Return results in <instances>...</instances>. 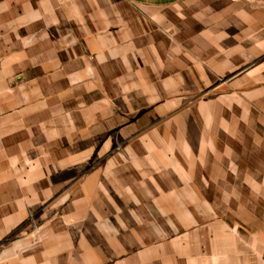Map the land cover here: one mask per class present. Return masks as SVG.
<instances>
[{
	"label": "crops",
	"instance_id": "crops-1",
	"mask_svg": "<svg viewBox=\"0 0 264 264\" xmlns=\"http://www.w3.org/2000/svg\"><path fill=\"white\" fill-rule=\"evenodd\" d=\"M198 140L216 176L264 160V0H0V264H264V230L150 181Z\"/></svg>",
	"mask_w": 264,
	"mask_h": 264
},
{
	"label": "rangeland",
	"instance_id": "rangeland-1",
	"mask_svg": "<svg viewBox=\"0 0 264 264\" xmlns=\"http://www.w3.org/2000/svg\"><path fill=\"white\" fill-rule=\"evenodd\" d=\"M212 95L205 93L202 96L194 99L192 102H199L203 99L208 101ZM200 101V102H201ZM190 102L189 104H191ZM205 118L206 114H205ZM190 135H194L197 132L196 128H189ZM207 131V128L201 130ZM191 138V137H190ZM168 144H157V150H167L171 147ZM184 144L173 143L172 146V174H170V166L167 164L168 158L164 154H160V158L149 159V164L153 170H156L158 174L149 176L150 181L153 178L157 179V182L172 183L174 186L181 183H189L192 186L200 185L203 188L198 191H173L174 194H190V198L195 199L197 197H204L206 199H215L220 206H216L217 215H232L236 217L237 223H232L237 227L247 226L253 227L259 230H264V160L254 157L252 161V168L244 174L237 175H221L216 176V172L213 173V168H216V153H213L210 157L195 158L196 150H202L207 143L198 141H190L188 144L189 150H194L189 157L184 156L181 149ZM212 145V144H210ZM216 145V144H215ZM128 146V145H127ZM126 146V148H127ZM167 147V148H165ZM205 150H209L208 147ZM254 156L257 155L256 145L253 144ZM214 156V157H213ZM170 160V159H169ZM166 162V163H164ZM166 171V172H165ZM202 171V172H201ZM220 179V180H219ZM221 183L224 187L236 186L234 190H216V182ZM196 190V189H195ZM159 194H165V192H158ZM192 196V197H191ZM246 220L247 222H240Z\"/></svg>",
	"mask_w": 264,
	"mask_h": 264
},
{
	"label": "built area",
	"instance_id": "built-area-1",
	"mask_svg": "<svg viewBox=\"0 0 264 264\" xmlns=\"http://www.w3.org/2000/svg\"><path fill=\"white\" fill-rule=\"evenodd\" d=\"M248 1H255V0H248Z\"/></svg>",
	"mask_w": 264,
	"mask_h": 264
}]
</instances>
